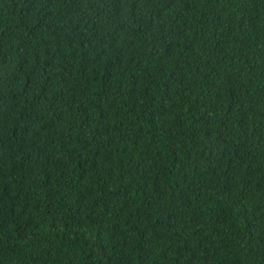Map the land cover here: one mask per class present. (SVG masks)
Masks as SVG:
<instances>
[{
	"label": "trees",
	"instance_id": "trees-1",
	"mask_svg": "<svg viewBox=\"0 0 264 264\" xmlns=\"http://www.w3.org/2000/svg\"><path fill=\"white\" fill-rule=\"evenodd\" d=\"M0 264H264V0H0Z\"/></svg>",
	"mask_w": 264,
	"mask_h": 264
}]
</instances>
